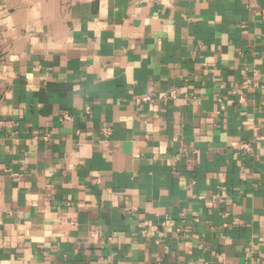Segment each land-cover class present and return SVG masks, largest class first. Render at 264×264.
I'll return each mask as SVG.
<instances>
[{"label":"crops","instance_id":"0c3cea01","mask_svg":"<svg viewBox=\"0 0 264 264\" xmlns=\"http://www.w3.org/2000/svg\"><path fill=\"white\" fill-rule=\"evenodd\" d=\"M0 264H264V0H0Z\"/></svg>","mask_w":264,"mask_h":264},{"label":"built area","instance_id":"2783aa9c","mask_svg":"<svg viewBox=\"0 0 264 264\" xmlns=\"http://www.w3.org/2000/svg\"><path fill=\"white\" fill-rule=\"evenodd\" d=\"M178 96V92L177 90H171L170 92H168L167 94L164 95V98L165 99H176ZM140 100H149V101H152V97L151 96H145L143 98H138L136 101L139 102ZM102 134L106 137V136H109L111 134V129L109 127H106L104 126L102 128ZM236 145V143H234ZM238 144V143H237ZM239 146L245 148V149H248L249 148V145L247 144H238Z\"/></svg>","mask_w":264,"mask_h":264}]
</instances>
